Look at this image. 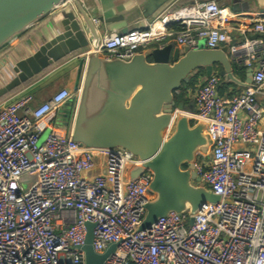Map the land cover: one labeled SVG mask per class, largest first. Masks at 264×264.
<instances>
[{
    "label": "built area",
    "instance_id": "1",
    "mask_svg": "<svg viewBox=\"0 0 264 264\" xmlns=\"http://www.w3.org/2000/svg\"><path fill=\"white\" fill-rule=\"evenodd\" d=\"M247 15L214 0L167 9L145 28L109 34L74 58L130 61L170 40L192 50L205 41L209 49L228 47L237 80L241 69L253 70L239 93H220V72L188 92L189 117L205 125L211 142L210 153L194 161L195 184L220 202L196 214L171 212L140 231L154 199L153 172L133 181L130 172L143 161L132 152L87 147L70 130L66 138L46 134L43 124H55L67 103L75 107L80 88H62L38 105L22 90L0 106V264H85L89 223L97 253L118 244L105 264H264V22L240 24ZM24 176L37 182L25 189Z\"/></svg>",
    "mask_w": 264,
    "mask_h": 264
},
{
    "label": "water",
    "instance_id": "2",
    "mask_svg": "<svg viewBox=\"0 0 264 264\" xmlns=\"http://www.w3.org/2000/svg\"><path fill=\"white\" fill-rule=\"evenodd\" d=\"M68 1L76 2L0 0V51ZM168 1L152 0V3L158 8ZM233 10L240 11L238 4ZM78 13L85 17L81 6ZM78 13L63 14L62 31L41 44L33 55L12 66L14 76L0 88V97L22 87L61 60L75 58L89 47L90 41ZM86 22L90 24L89 19ZM79 60L75 84V91L80 88L79 100L75 107L69 102L59 111L62 120L57 122L53 133L66 138L70 130L73 140L87 147L123 148L132 152L143 161L141 166L131 170L133 181L147 170L153 172L149 193L154 199L146 206L139 230H148L171 212L196 214L206 204L219 203L218 195L195 184L200 182L194 171L196 156L210 150L205 125H192L189 116H181L172 135L166 137L165 131L170 129L176 110L195 112L193 102L189 106L183 101L176 102L175 92L198 70L206 69L212 75L213 67L219 65L221 77L244 86L252 82L253 70L247 71L246 83L242 84L233 75L228 47L209 49L205 41L194 50L180 46L171 52L166 46L150 54H137L130 61L106 60L95 55L87 62ZM30 182L35 184L37 177L21 179L25 189H29ZM87 227L82 247L85 264H105L118 244H110L104 253H97L93 247L94 226L89 223Z\"/></svg>",
    "mask_w": 264,
    "mask_h": 264
},
{
    "label": "crops",
    "instance_id": "3",
    "mask_svg": "<svg viewBox=\"0 0 264 264\" xmlns=\"http://www.w3.org/2000/svg\"><path fill=\"white\" fill-rule=\"evenodd\" d=\"M208 0H170L162 6L156 8L152 0H76V2L68 1L63 7H58L50 15L41 19L39 22L32 25L25 30L21 35L14 38L3 50L0 51V88L13 78L12 66L27 58L37 50V48L45 43L50 38L57 35L62 31L60 25L61 20L64 18L63 14L78 13V7L81 6L85 17L78 13L79 22H81L87 39L90 41L91 46L98 44L105 36L113 33H121L123 30H131L133 28H145L146 24L154 17L160 15L167 9H175L184 5L193 4ZM212 1V0H210ZM220 3L221 6L230 8L232 11L233 6H239L238 13H248L244 18L239 19L240 24L250 25L253 21L264 22V0H214ZM89 19L90 24L86 21ZM174 29L177 26H172ZM173 52L176 48L180 47L174 40H170L166 44ZM165 46V47H166ZM87 48V49H88ZM154 47H148L142 50L144 54H150ZM152 62V60H150ZM79 59L71 57L65 58L60 62L49 67L42 74L37 75L32 80L24 84L13 93H9L0 97V106L9 101H14L17 95L22 90H27L35 97V102L42 103L47 100L51 95L55 94L60 89L68 88L75 90L77 80ZM221 70V68H220ZM236 77L240 80H247V72L242 69L238 72ZM223 85L220 93L228 95L230 93H239L244 89V85L231 82L223 78ZM231 83L233 86H230ZM242 83V82H241ZM244 84V83H242ZM186 106H189L193 100L188 96ZM194 103V102H193ZM184 112V113H181ZM181 116L190 115L185 111H176V114ZM186 114V115H185ZM178 115V116H179ZM180 116V117H181ZM62 119L57 120V122ZM57 122H45L43 128L47 132H53ZM198 122L193 120L192 125ZM54 125V126H53ZM205 133V130H204ZM206 135V133H205ZM210 153V150L207 154ZM98 167L92 173H97Z\"/></svg>",
    "mask_w": 264,
    "mask_h": 264
},
{
    "label": "trees",
    "instance_id": "4",
    "mask_svg": "<svg viewBox=\"0 0 264 264\" xmlns=\"http://www.w3.org/2000/svg\"><path fill=\"white\" fill-rule=\"evenodd\" d=\"M220 66L216 65L213 67V71L212 74L220 72ZM211 72H208L206 69H200L198 70L192 77V79L189 80V82L184 83L181 87V94L176 95V102L179 101H183L184 103L187 102V98H188V92L189 90H194L197 86V84L204 79V77L210 76ZM229 85L231 86V83H229ZM20 88V87H19ZM19 88L15 89L14 91L18 90ZM12 91V93L14 92Z\"/></svg>",
    "mask_w": 264,
    "mask_h": 264
},
{
    "label": "rangeland",
    "instance_id": "5",
    "mask_svg": "<svg viewBox=\"0 0 264 264\" xmlns=\"http://www.w3.org/2000/svg\"><path fill=\"white\" fill-rule=\"evenodd\" d=\"M231 86L234 87V85H232V84H231ZM35 104L38 105L39 103L35 102ZM175 113H176V112H175ZM181 113H184V112H181ZM177 115H179V113H178ZM185 115H186V114H185ZM180 116H181V114H180L177 118H179ZM188 116H189V115H188ZM173 131H174V129H173V130H170V129L166 130V131H165V135H166V137L172 135ZM48 133H49V132H46V134H48ZM44 136H45V135H44Z\"/></svg>",
    "mask_w": 264,
    "mask_h": 264
},
{
    "label": "bare ground",
    "instance_id": "6",
    "mask_svg": "<svg viewBox=\"0 0 264 264\" xmlns=\"http://www.w3.org/2000/svg\"><path fill=\"white\" fill-rule=\"evenodd\" d=\"M186 116H188V115H186ZM177 117H178V115L175 114V116H174V118H173V120H172L171 126H170V130H173V129L175 128V126H176V122H177V120H178Z\"/></svg>",
    "mask_w": 264,
    "mask_h": 264
}]
</instances>
